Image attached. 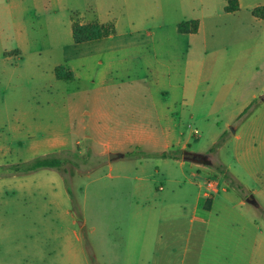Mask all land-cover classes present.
<instances>
[{"label": "crops", "instance_id": "obj_1", "mask_svg": "<svg viewBox=\"0 0 264 264\" xmlns=\"http://www.w3.org/2000/svg\"><path fill=\"white\" fill-rule=\"evenodd\" d=\"M238 1L239 10L231 13L225 10L227 0H0V75L9 84L23 75L30 80L22 93L14 83L10 105L1 101L0 167L77 149L84 141L109 159L119 154L103 174L118 179L119 187L129 184L118 190L133 196V203L116 212L131 215L124 232H113L121 229L115 221L93 228L94 236L98 231L110 236V246H96L115 264H264V204L258 193L242 194L228 189V182L222 188L208 179L209 170L226 164L241 184V167L252 176L264 166V83L252 95L262 96L258 111L237 121L245 110L239 102L246 72L264 68V44L253 29L255 24L264 28L253 14L264 0ZM94 19L114 22L116 34L76 44L74 22ZM192 21L199 22L197 33L179 30ZM58 68L72 79H60ZM231 100L228 126L238 122L233 139L211 152L217 140L228 138L224 131L209 147L192 151L200 144L199 125ZM186 151L211 164L184 162ZM223 152L232 154L228 163L216 156ZM153 168L164 173V185L154 186L158 195L171 183L173 193L190 192L193 202L168 210L149 207ZM34 173H2L0 206L11 207L12 195L23 207L33 204L37 213L40 206L45 230L50 220L62 230L56 232L66 253L60 260L89 264L75 215L62 206L63 195L54 192L49 176L43 184ZM153 213L158 217L151 220ZM29 226L36 229L37 223ZM127 235L138 248L127 245Z\"/></svg>", "mask_w": 264, "mask_h": 264}, {"label": "rangeland", "instance_id": "obj_2", "mask_svg": "<svg viewBox=\"0 0 264 264\" xmlns=\"http://www.w3.org/2000/svg\"><path fill=\"white\" fill-rule=\"evenodd\" d=\"M254 28L258 31L256 36H259L264 44V28H260L259 24H255L253 29ZM63 73L69 74L65 73V71ZM246 73L247 77L245 83L241 82V98H243V101L239 102L240 107L243 105L245 106V110L242 114L240 113L241 116L237 119L239 122L257 112V109L261 105L260 98L262 96L258 94L260 97L255 100L252 99V95L258 93L260 86L264 83V68H261L259 72L255 69H248ZM1 77L0 75V106L2 105V100H7L5 104L8 105L12 103L13 95H15L14 85L17 84L18 87L21 88V93L30 89L28 84L30 80L24 77V75L22 76V80L17 83L14 82L16 84H9L6 79L3 77L2 79ZM25 104H27V102H25ZM233 111L234 105H232L231 100L212 120L203 121L199 125L200 144L193 145L191 150H204L211 145L212 141H215L217 135H221L224 131L226 132V137H228L225 138V136H222L224 142L226 139H233L230 133L232 132V127L238 124V122L233 120L228 126V122L231 121L230 115ZM255 118L257 117H254V119ZM260 119L264 120V117H260ZM217 141L219 142L220 140ZM222 145L223 143L220 147ZM215 146L213 148H215ZM217 150L218 148H216L215 153ZM218 154L216 156L221 157L224 162L228 163L229 160L232 159V154L226 155L224 152L221 156H218ZM179 155L182 156L181 154ZM50 156L65 160L67 164L64 168L67 169L68 173H64L63 171L60 172L56 169H41L36 171L34 175L43 177V184H45L44 176H49L47 178L54 184V192L63 195V208H70L77 220L75 228L81 233L88 259L87 262L89 264H115L110 261L105 253L101 252L100 247L97 248L96 246L97 242H101L102 244L106 243V247L110 246V236L105 238L103 235H100V231H98V235L94 236L93 228L99 226L100 221L105 223L115 221L121 229L113 232L116 234V232L121 233L125 231L128 223L127 221L131 214L125 213L124 211H122V213L116 212V209L133 203V196L127 195L124 192L121 193V191L119 192L118 190L129 184L124 183L123 187H119L120 185L118 182L120 181H118V179L111 180L105 177L103 172H106V167L112 161L108 156L102 153L101 149L96 148L91 142L84 141L78 145L77 149L57 150L49 155V157ZM12 160L11 158V161ZM210 164L211 162L207 160L204 165L208 166ZM2 166L7 167L10 165L4 163ZM225 166L227 165L225 164ZM234 166L237 167L236 164ZM150 170H152V168L149 169V171ZM188 171L190 172L189 169ZM209 171L211 173H209L208 179L219 182L222 188L223 185L228 182L230 184L228 189L230 190L231 188H235L242 194L243 192L249 191L257 192L259 200L264 204V166L255 168L252 176H249L245 166L241 167V190L237 188V182L226 180L216 169ZM6 172H9L8 168H0V177L2 173ZM153 173H155L154 168ZM163 174L162 170H160L159 173H155V175L151 177L153 193L148 198L149 207L155 208V210L166 207L168 210L177 207V205L183 202H185L186 205H190L193 202V195L187 192L185 195L177 196L172 192L173 188L171 183H168L166 187L167 190L163 192V194L158 195L157 191L154 190V186L159 181L164 185L165 182L164 179H162ZM101 176L103 177L102 182L96 180V178ZM11 197L15 200L11 207L0 206V264H73L71 260H60V256L66 253L62 249L63 245L61 239L56 235V232L62 231L59 224L57 226L56 221L54 223L50 220V222L48 221L49 228L45 230L43 223L47 222V219L44 217L45 212L41 213L43 210L40 206H38V211H40V213H37L33 204H28L23 207L21 203L17 202V197H13V195ZM8 199L11 198H2V200ZM82 204H85V210H83ZM113 207H116L115 211L112 209ZM57 213L58 211L55 209L52 214L54 218ZM155 217H158L157 213L151 215V220H154ZM33 223H37L36 229L33 226H29V224ZM163 229H165V227ZM129 231H132V229ZM127 237V240L123 239L128 241L127 245L134 244L136 245L134 248H138L140 244H138V242L136 243L137 240L130 239L128 235Z\"/></svg>", "mask_w": 264, "mask_h": 264}, {"label": "trees", "instance_id": "obj_3", "mask_svg": "<svg viewBox=\"0 0 264 264\" xmlns=\"http://www.w3.org/2000/svg\"><path fill=\"white\" fill-rule=\"evenodd\" d=\"M239 1L238 0H227L226 11L227 12H236L239 10ZM253 14L258 19L264 21V6L257 7L253 10ZM199 22H183L179 25V30L183 33H197ZM117 32L116 25L114 22H109L107 24H100L96 19L86 25H81L78 22H74L73 24V40L76 44H82L90 41L100 40L103 38H108L110 36L115 35ZM57 76L60 79L70 80L72 79L71 74H64L63 68H58L56 70ZM220 141L216 144L215 148L211 150V152H215L216 148H219L222 143H224V139L221 137ZM136 151V150H135ZM138 154L146 155V153L139 149L136 151ZM182 155V152H181ZM163 157H167V153L162 154ZM182 157V156H180ZM67 164L65 160H62L57 157H39L27 163H19L15 165H10L7 167L0 168H8L10 173H32L39 171L41 169H56L57 171L68 173L67 169L64 166ZM224 178L228 181L237 182L232 174L223 166L219 165L215 168ZM237 188L242 189V186L239 182H237ZM208 205H211V201L209 200Z\"/></svg>", "mask_w": 264, "mask_h": 264}, {"label": "water", "instance_id": "obj_4", "mask_svg": "<svg viewBox=\"0 0 264 264\" xmlns=\"http://www.w3.org/2000/svg\"><path fill=\"white\" fill-rule=\"evenodd\" d=\"M232 131L234 130L232 129ZM109 157L111 160H113L115 158H118L119 154L111 153ZM205 160L207 161V158L205 156L201 154H197L195 152L186 151L183 155V161L188 162V163L204 164L206 163ZM252 201H253V198L249 197L248 202H252Z\"/></svg>", "mask_w": 264, "mask_h": 264}, {"label": "built area", "instance_id": "obj_5", "mask_svg": "<svg viewBox=\"0 0 264 264\" xmlns=\"http://www.w3.org/2000/svg\"><path fill=\"white\" fill-rule=\"evenodd\" d=\"M196 133H198V131H196ZM210 186V188L212 187V183L208 184Z\"/></svg>", "mask_w": 264, "mask_h": 264}, {"label": "flooded vegetation", "instance_id": "obj_6", "mask_svg": "<svg viewBox=\"0 0 264 264\" xmlns=\"http://www.w3.org/2000/svg\"><path fill=\"white\" fill-rule=\"evenodd\" d=\"M206 161V160H205Z\"/></svg>", "mask_w": 264, "mask_h": 264}]
</instances>
